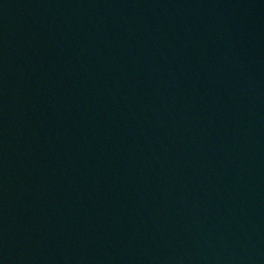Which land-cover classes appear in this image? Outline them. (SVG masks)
I'll list each match as a JSON object with an SVG mask.
<instances>
[{
	"label": "water",
	"instance_id": "95a60500",
	"mask_svg": "<svg viewBox=\"0 0 264 264\" xmlns=\"http://www.w3.org/2000/svg\"><path fill=\"white\" fill-rule=\"evenodd\" d=\"M0 264H264V0H0Z\"/></svg>",
	"mask_w": 264,
	"mask_h": 264
}]
</instances>
